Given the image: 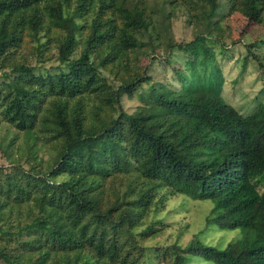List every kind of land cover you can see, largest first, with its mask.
Instances as JSON below:
<instances>
[{
	"label": "trees",
	"instance_id": "obj_1",
	"mask_svg": "<svg viewBox=\"0 0 264 264\" xmlns=\"http://www.w3.org/2000/svg\"><path fill=\"white\" fill-rule=\"evenodd\" d=\"M41 1L0 0V55L18 45L25 26L32 35L37 34L42 21L38 9ZM68 1L46 7L53 24L64 33L57 60L64 63L65 70L42 77L26 67H13V76L3 74L7 83L0 87V118L6 126L15 133L32 136L33 130L42 133L38 125L50 134L48 140L60 142L55 165L38 179L45 188L41 190L42 198L34 199L27 221L17 226L15 234L19 239L31 237L30 243L21 245L76 251L72 264L115 261L114 253H119L123 245L117 239L119 228L133 229L155 194L165 189V195L209 202L206 225L239 233L224 248L208 246L197 239L182 248L174 246V264H184L192 258L198 264H264V107L259 105L251 114L242 116L226 105L219 97L222 79L213 66L208 74L204 69L200 75L193 71L191 80L177 93L153 103L152 98L145 100L144 106L131 114L119 112L100 130L86 129V101L96 98L114 105L118 103V92L131 94L125 86L103 94L106 85L99 71L111 60L114 48L110 34L115 29L113 20L104 12L116 14L121 1L98 0L84 48L73 60L69 57L78 44L74 18L86 16L94 0H78L70 14ZM220 1L199 0L210 16ZM223 2L230 11L235 8V0ZM263 2L248 0L247 19L261 22ZM125 18L127 24L115 36L119 46L129 48L136 41L134 31H146L149 21L137 6ZM261 44L264 46V41ZM95 51H107V57L90 60L91 56L97 57L93 55ZM187 52L191 56L188 65L194 68L213 62L207 49L192 48ZM43 107L45 112L37 121ZM91 112L94 114V110ZM114 173L132 179L113 205L101 209L102 183ZM58 176L64 179L47 183ZM6 183L5 198L14 189L17 195L22 193L15 184L10 186V180ZM23 204L15 202L12 206L19 208ZM9 206L7 200L0 202V218L2 210ZM159 206L154 203V210ZM151 229L143 230L140 236H149ZM15 234L0 227V238L11 241ZM0 256L7 264H14L1 248Z\"/></svg>",
	"mask_w": 264,
	"mask_h": 264
},
{
	"label": "rangeland",
	"instance_id": "obj_2",
	"mask_svg": "<svg viewBox=\"0 0 264 264\" xmlns=\"http://www.w3.org/2000/svg\"><path fill=\"white\" fill-rule=\"evenodd\" d=\"M63 0H42L38 9L42 14L40 29L32 35L25 26L20 34L17 46L8 49L4 56L0 55V87L7 83L3 74L13 76V67L23 66L32 74L42 77L55 75L65 70L64 63L57 60L58 45L62 40L63 31L53 24L46 7ZM78 0L68 1L69 14L74 11ZM121 7L116 14L106 10V18H111L114 30L111 34L112 58L99 68L105 92L117 87H128L130 95L118 92L114 105L103 104L92 98L83 106L86 129L100 130L108 126L119 112L131 114L152 98L158 101L177 93L180 88L191 80L192 72L208 74L215 66L219 70L222 85L220 99L242 116L251 114L259 105L264 107V2L261 5L260 23L247 19L248 0H235V8L230 11L223 0L216 11L210 16L199 0H120ZM241 2V3H240ZM118 1H116L117 5ZM98 0L82 18H74L78 26V44L69 59L79 57L84 48V40L90 33V21L95 17ZM137 6L149 21L146 31H134L135 43L132 47L119 46L115 36L125 27L130 11ZM64 13L65 10H63ZM109 30V26H107ZM115 36V37H114ZM192 48L207 49L213 62L202 66L188 65L191 56L187 52ZM90 60L107 57V51H95ZM115 57V58H114ZM102 94V95H103ZM157 106V105H154ZM94 110V114H92ZM45 112L43 107L37 121ZM33 130L32 136L15 133L13 128L6 126L0 118V202L7 200L9 207L2 210L0 227L4 231L17 233V226L27 221L28 209L37 197L42 198L44 184L38 180L46 176L58 158L59 140H48L50 134ZM63 176L47 181L48 184L59 183ZM130 176L116 173L104 179L101 186L100 208H108L121 195ZM15 184L22 191L16 194L14 189L9 198H5L7 183ZM12 184V185H11ZM47 194L50 191H46ZM57 193V191H55ZM165 189L159 190L148 210L139 219V223L130 231L125 226L119 228L121 248L115 252V261L102 259V264H174V246L182 248L192 239L218 248L238 238L237 231H221L216 227L207 226L205 217L211 204L188 199L179 195H165ZM52 195V193H51ZM19 196V198H18ZM54 196V195H53ZM163 197V201L161 200ZM55 198V197H54ZM20 202L19 208L12 203ZM55 203H59L55 200ZM154 203L160 204L154 210ZM28 205L29 207H26ZM36 213V209L32 210ZM64 215V214H62ZM117 213L113 214L115 218ZM151 227L152 233L140 236L143 230ZM111 236V233L108 232ZM14 240L0 238V248L9 254L14 264H72L74 251L58 252L46 245H21L30 243L31 237L15 234ZM109 239H112L111 237ZM80 258L82 259V253ZM0 264H7L0 256ZM184 264H198L193 258Z\"/></svg>",
	"mask_w": 264,
	"mask_h": 264
}]
</instances>
